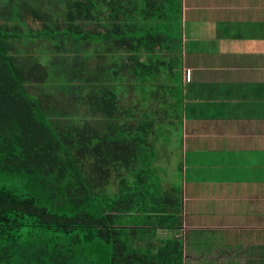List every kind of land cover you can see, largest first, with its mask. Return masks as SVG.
Listing matches in <instances>:
<instances>
[{
	"label": "trees",
	"instance_id": "obj_1",
	"mask_svg": "<svg viewBox=\"0 0 264 264\" xmlns=\"http://www.w3.org/2000/svg\"><path fill=\"white\" fill-rule=\"evenodd\" d=\"M164 5L0 1V264H183L159 119L117 93L154 86L173 107Z\"/></svg>",
	"mask_w": 264,
	"mask_h": 264
},
{
	"label": "crops",
	"instance_id": "obj_2",
	"mask_svg": "<svg viewBox=\"0 0 264 264\" xmlns=\"http://www.w3.org/2000/svg\"><path fill=\"white\" fill-rule=\"evenodd\" d=\"M192 1L174 49L181 188L162 182L180 210L175 236L183 264H264V0Z\"/></svg>",
	"mask_w": 264,
	"mask_h": 264
},
{
	"label": "rangeland",
	"instance_id": "obj_3",
	"mask_svg": "<svg viewBox=\"0 0 264 264\" xmlns=\"http://www.w3.org/2000/svg\"><path fill=\"white\" fill-rule=\"evenodd\" d=\"M3 1L6 2V0H2V3H3ZM164 1H165L164 9H165L166 13H168L170 15L171 12H173V14L171 17L165 16L166 13L162 14V15H164V17L161 16L159 20L158 19L155 20V23H158V26L160 28V30H158V33L160 35L166 37L167 41H170V42L174 41L175 42L174 46H175V48H177V52H179L180 48H181L180 47L181 38H182V35L184 33V29L182 26V24L184 25L183 18H182V13H183L182 12V0H169V2H166L168 0H164ZM193 1H197V0H193ZM170 8L175 9V12L170 10ZM198 21H199V19L197 20V22ZM31 22L32 21H29L30 24H32ZM36 23H38V22H36ZM32 25L35 26V24H32ZM194 25H195V27L193 26L192 29H194V28L197 29L198 24L196 23ZM167 41H166V44H167ZM171 45H173V44H171ZM161 55L163 58L162 61H164L165 63H168L170 61L169 60L170 54L168 55L167 52L165 51V49L162 50ZM172 56H173V59H171L172 63L170 65V68H172V75H171V73H169L170 70L168 68L166 69L165 74H163L164 73V71H163L162 75L165 78V75L167 74L166 78L168 77V78L173 79L175 81L174 83H176V85L178 86V89H179L180 85L182 86L181 87V94L179 92V98H182L183 85L180 82V79H179L180 76L178 73L181 55L178 54V57L175 59L176 56L174 57V52H173ZM168 75H171V76L169 77ZM190 88L191 87L188 86L186 88V92H188ZM184 90H185V88L183 89V92H184ZM119 92L123 93L126 96V98L127 99L129 98L131 101H133L134 104H136V105L140 104V106L143 107L142 109H144V111H147L148 116L150 118H152V119L155 118L154 119L155 121L158 118L164 119V120H162L163 122L162 121L155 122L156 124H155L154 135L156 137L155 142H156L157 150H159L160 143L161 144L165 143V146H163L164 150L161 149L162 154H161V150H160V156H159L158 161L156 163V167L160 173L159 174L160 177L162 178L161 182H164V184L166 183L167 187L175 186L174 188H177V189L179 188V190H180L181 183H180L179 176L181 174V171L179 169L180 168L179 165H180L181 160H182L181 151H180V147H179L180 143L178 142V141H180V138H179L180 122L174 121V120L171 121V118L174 117V111H173L174 108L173 107L170 108V110H169V107L164 108V102H163V97L165 96L164 91L162 89L157 90V88L155 90L154 86H151V87L147 86L143 92L142 91L140 92L139 87H137V89H135V91H133L131 93L129 91L128 92L127 91L122 92L120 85L117 84V93H119ZM169 99L172 100V102H173V98H169ZM176 106H177V113H179L178 116H180L181 104H177ZM163 110H167V117H166V115L162 114ZM168 120L171 123L167 122ZM161 168H162L163 172H160ZM262 174H263V180H264V172L263 171H262ZM165 179L169 180L168 181L169 183L166 182ZM216 235L220 237V235H222V234L218 233ZM197 236H201V233H200V235H197ZM194 242L198 243L199 241H194ZM195 246L200 248L199 245H195Z\"/></svg>",
	"mask_w": 264,
	"mask_h": 264
},
{
	"label": "built area",
	"instance_id": "obj_4",
	"mask_svg": "<svg viewBox=\"0 0 264 264\" xmlns=\"http://www.w3.org/2000/svg\"><path fill=\"white\" fill-rule=\"evenodd\" d=\"M185 78L187 81H190V79H191V70L190 69H187L185 71Z\"/></svg>",
	"mask_w": 264,
	"mask_h": 264
}]
</instances>
